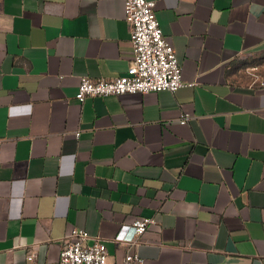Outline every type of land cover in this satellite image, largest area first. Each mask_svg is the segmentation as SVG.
<instances>
[{
    "label": "crops",
    "instance_id": "0c3cea01",
    "mask_svg": "<svg viewBox=\"0 0 264 264\" xmlns=\"http://www.w3.org/2000/svg\"><path fill=\"white\" fill-rule=\"evenodd\" d=\"M155 1L195 85L81 103L133 61L125 0H0V264H58L74 227L110 264H264V0Z\"/></svg>",
    "mask_w": 264,
    "mask_h": 264
},
{
    "label": "built area",
    "instance_id": "2783aa9c",
    "mask_svg": "<svg viewBox=\"0 0 264 264\" xmlns=\"http://www.w3.org/2000/svg\"><path fill=\"white\" fill-rule=\"evenodd\" d=\"M156 8L155 0H125L133 61L126 74L118 77L93 79L83 76L75 95L79 102L96 96L175 92L181 87L195 85L184 80L176 49L165 36ZM260 84L264 87V78ZM189 119L190 114L184 113L180 122L186 124ZM76 136H80V132ZM156 221L154 217L137 218L131 225L122 227L117 240L134 243ZM90 238L88 231L74 227L64 241L58 264H110L106 243L101 239L89 243ZM27 260L28 264H36V254L29 253ZM122 264L147 263L139 253L129 252Z\"/></svg>",
    "mask_w": 264,
    "mask_h": 264
}]
</instances>
